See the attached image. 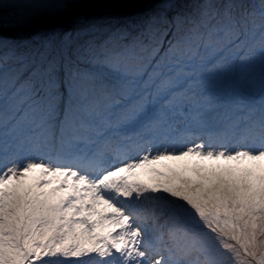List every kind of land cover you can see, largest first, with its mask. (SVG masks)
<instances>
[{
  "label": "snow or ice",
  "instance_id": "6c2138e0",
  "mask_svg": "<svg viewBox=\"0 0 264 264\" xmlns=\"http://www.w3.org/2000/svg\"><path fill=\"white\" fill-rule=\"evenodd\" d=\"M0 264H264V0H0Z\"/></svg>",
  "mask_w": 264,
  "mask_h": 264
},
{
  "label": "rangeland",
  "instance_id": "374dc122",
  "mask_svg": "<svg viewBox=\"0 0 264 264\" xmlns=\"http://www.w3.org/2000/svg\"><path fill=\"white\" fill-rule=\"evenodd\" d=\"M183 163H185V162H183V161H180V162H175V161H165V162H162V164L161 165H159V167H162L163 168V165H172L173 167H176V166H178V165H182ZM165 171H167V169H164ZM142 178H147V177H142ZM69 261H72V260H75L76 258H72V257H69V258H67Z\"/></svg>",
  "mask_w": 264,
  "mask_h": 264
}]
</instances>
